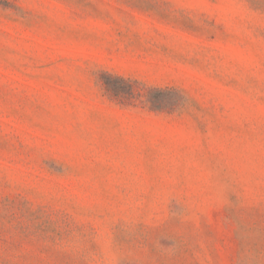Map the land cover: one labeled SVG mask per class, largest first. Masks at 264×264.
I'll return each mask as SVG.
<instances>
[{"label": "rangeland", "instance_id": "rangeland-1", "mask_svg": "<svg viewBox=\"0 0 264 264\" xmlns=\"http://www.w3.org/2000/svg\"><path fill=\"white\" fill-rule=\"evenodd\" d=\"M0 264H264V0H0Z\"/></svg>", "mask_w": 264, "mask_h": 264}]
</instances>
